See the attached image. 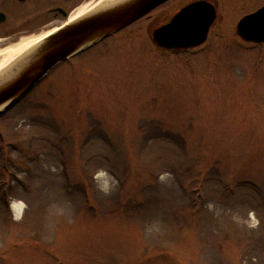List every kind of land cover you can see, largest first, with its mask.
Listing matches in <instances>:
<instances>
[{"label": "rangeland", "instance_id": "374dc122", "mask_svg": "<svg viewBox=\"0 0 264 264\" xmlns=\"http://www.w3.org/2000/svg\"><path fill=\"white\" fill-rule=\"evenodd\" d=\"M147 27L0 118V264H264V46L217 25L170 54Z\"/></svg>", "mask_w": 264, "mask_h": 264}, {"label": "water", "instance_id": "95a60500", "mask_svg": "<svg viewBox=\"0 0 264 264\" xmlns=\"http://www.w3.org/2000/svg\"><path fill=\"white\" fill-rule=\"evenodd\" d=\"M166 0H121L94 9L28 49L0 76V117L19 103L58 64L112 37ZM186 13V12H184ZM183 14L174 19L180 21ZM212 25H167L156 31V44L168 50L205 43ZM248 42L264 43V8L237 28Z\"/></svg>", "mask_w": 264, "mask_h": 264}, {"label": "flooded vegetation", "instance_id": "af4514ba", "mask_svg": "<svg viewBox=\"0 0 264 264\" xmlns=\"http://www.w3.org/2000/svg\"><path fill=\"white\" fill-rule=\"evenodd\" d=\"M90 1L92 0H0L2 45L16 43L56 25H66L70 15ZM263 8L264 0H166L130 25H148L149 38L160 52L189 53L205 46L217 25H236L237 31V26L244 18ZM180 14H183L180 21L174 22ZM193 23L194 25H212L205 43L201 46L167 50L156 44L154 35L157 30L167 25H193ZM239 38L246 44L264 46V44L246 42Z\"/></svg>", "mask_w": 264, "mask_h": 264}, {"label": "bare ground", "instance_id": "6f19581e", "mask_svg": "<svg viewBox=\"0 0 264 264\" xmlns=\"http://www.w3.org/2000/svg\"><path fill=\"white\" fill-rule=\"evenodd\" d=\"M121 0H92L77 8L69 17L68 23L74 22L84 15L90 13L94 9L102 6L111 5ZM60 26V25H59ZM59 26L51 27L40 33L21 39L20 41L12 44L2 45L3 41L0 40V76L28 49L41 43L59 30ZM100 177H104L100 175ZM24 204L19 201L12 203V210L16 217L20 218L24 212Z\"/></svg>", "mask_w": 264, "mask_h": 264}, {"label": "snow or ice", "instance_id": "6c2138e0", "mask_svg": "<svg viewBox=\"0 0 264 264\" xmlns=\"http://www.w3.org/2000/svg\"><path fill=\"white\" fill-rule=\"evenodd\" d=\"M193 27H194V23H193Z\"/></svg>", "mask_w": 264, "mask_h": 264}]
</instances>
